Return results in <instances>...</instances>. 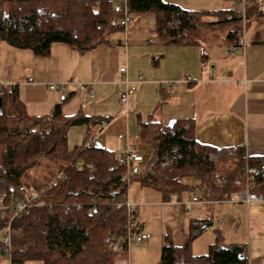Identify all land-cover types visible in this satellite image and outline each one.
Instances as JSON below:
<instances>
[{"label":"trees","instance_id":"16d2710c","mask_svg":"<svg viewBox=\"0 0 264 264\" xmlns=\"http://www.w3.org/2000/svg\"><path fill=\"white\" fill-rule=\"evenodd\" d=\"M126 4L131 17L155 12L158 38L169 45L198 43L208 27L238 24L253 13L231 8L195 11L165 0H127ZM211 15L218 19H205ZM124 16V7L113 0H0V43L31 49L37 56H48L55 42L85 53L123 31L120 20ZM237 24L228 32L236 44L243 37V28ZM0 97V205L26 201L30 192L39 195L19 216L13 217L12 207L0 210L2 262L7 250L2 237L10 225L11 264L31 260L43 264H112L128 247L122 242L118 249H112L113 241L125 237L129 217L135 220L133 207L129 213L124 204L133 181L159 192L165 201L188 190L190 177L195 180L194 187L209 199L231 198L249 183L253 191L264 194V155L249 156L244 146L200 144L192 120L144 123L141 140L150 145L152 155L137 169L133 167L129 181H125L122 173L127 167L119 163L114 151L99 146L98 141L87 145L88 137L80 145L68 144L71 126L102 123L101 119L82 112L66 116L62 103L48 115L31 116L18 87H3ZM41 167V176L32 174ZM60 172L65 177L51 185ZM202 225L201 220L191 223L189 239L183 245H176L170 234L165 235L157 264H247L246 246L225 243L221 236L207 253L193 254L191 242Z\"/></svg>","mask_w":264,"mask_h":264},{"label":"crops","instance_id":"0c3cea01","mask_svg":"<svg viewBox=\"0 0 264 264\" xmlns=\"http://www.w3.org/2000/svg\"><path fill=\"white\" fill-rule=\"evenodd\" d=\"M165 1L195 11H219L234 5L238 11L252 10V16L236 23L243 28L245 43L232 53L236 43L228 32L236 24L231 23L208 27L198 43L165 44L157 35V14L148 12L133 16L109 42L85 53L55 42L48 56H37L31 49L1 42L0 83L17 84L31 116L48 115L62 103L66 116L82 112L103 121L71 126V147L88 137V142L95 139L118 157L129 150H141L146 159L152 148L141 140L144 123L188 119L194 123V136L200 144L244 146L249 156L264 155V14L258 11L264 12V0ZM113 2L122 6L123 0ZM123 67L126 71H121ZM139 76L143 81L137 83L127 107H122L120 97L126 81L135 82ZM60 83L66 84L65 91L50 87ZM142 162L133 163L132 168ZM188 184V190L165 201L159 192L137 181L130 183L127 197L135 221L139 230L151 237L131 243L112 264H157L165 235L170 234L176 245L185 244L194 220L212 222L211 226L217 222L222 228L208 232V226L200 231L191 242L193 254L207 253L221 236L225 243L246 246L247 264H264V202L234 201L236 193L228 199H209L194 187L193 178H188ZM194 195L202 202H192ZM228 232L232 236L226 241Z\"/></svg>","mask_w":264,"mask_h":264},{"label":"built area","instance_id":"2783aa9c","mask_svg":"<svg viewBox=\"0 0 264 264\" xmlns=\"http://www.w3.org/2000/svg\"><path fill=\"white\" fill-rule=\"evenodd\" d=\"M127 0H123L122 2V7H124L125 10V16L120 20L121 25L123 26H128V24L131 22L132 17L127 13ZM234 11H238L237 5H234L230 7ZM245 43L244 37H242L239 41L238 44H236L233 47L232 53H236L237 50L239 49V46L243 45ZM121 71H126V68L123 67L121 68ZM143 81L142 76H139L138 80L135 82H127L126 89L122 92L120 100H121V105L122 107H127L129 96L136 90L137 88V83H140ZM30 82L36 83L35 80L30 79ZM9 86L11 88L17 87L16 83H0V94H2V88ZM50 87L52 89H59L61 91H65L66 89V84L65 83H60V84H51ZM84 86H82L83 88ZM90 95H91V100H93V91L90 90ZM96 140L93 139L87 143V145H95ZM145 158V152L141 150H129L125 154L121 155L118 157V161L120 164L124 165L127 167V170L122 173V180L129 181L131 171H132V164L136 162H142ZM254 172V171H252ZM65 177V174L63 172H60L59 174L56 175V177L51 181V185L55 186L57 183ZM251 179H253L251 177ZM39 195L36 193L30 192L29 199L26 201H17L13 206H7L5 204L0 205V210H5L6 208L12 207L13 209V217L19 216L22 213L26 212L29 210L32 206V201L36 198H38ZM192 202H202L197 195H194L192 197ZM234 201H243V202H264V194L258 191H253L252 190V183L248 185L247 188L244 190L237 192L234 197ZM124 204L127 206L129 213L132 211L133 204L130 202V200L127 197V194L125 196V201ZM11 234L12 230L10 225L7 228V232L3 235L2 237V242L7 246L6 253L3 257L4 262L7 264H11V256H10V250L12 249L11 246ZM151 235L147 232H142L139 230V226L136 223L135 220L132 219V217H129V222H128V229L126 232L125 237H117L113 241L111 248L112 249H118L121 245L122 242H126L127 245L129 246L133 242H143L147 239H149Z\"/></svg>","mask_w":264,"mask_h":264},{"label":"rangeland","instance_id":"374dc122","mask_svg":"<svg viewBox=\"0 0 264 264\" xmlns=\"http://www.w3.org/2000/svg\"><path fill=\"white\" fill-rule=\"evenodd\" d=\"M228 23H224L223 25L224 26H222V27H228L229 25H227ZM221 27V28H222ZM149 155L151 156L152 155V151L149 153ZM149 156V157H150ZM45 166H46V164H44ZM44 169L41 167V168H38V169H33L32 170V174L33 175H35V176H41V172L43 171ZM222 225H220V224H218L217 222H215V224L213 225V226H210V227H208L207 229H208V232H214V231H216L219 227L220 228H222L221 227ZM225 232H227V231H225ZM225 235V234H224ZM231 236H232V233H229L228 232V234L226 235V241H229V240H231ZM1 263L0 264H5L4 262H2V261H0Z\"/></svg>","mask_w":264,"mask_h":264},{"label":"water","instance_id":"95a60500","mask_svg":"<svg viewBox=\"0 0 264 264\" xmlns=\"http://www.w3.org/2000/svg\"><path fill=\"white\" fill-rule=\"evenodd\" d=\"M0 114H2V98L1 97H0ZM174 121L175 120H171L170 124H172ZM98 145L101 146L100 143H98ZM211 225H212V222L203 224L200 231H203L206 227L211 226ZM109 239H110V237L108 238V240ZM2 253H3V251H2Z\"/></svg>","mask_w":264,"mask_h":264}]
</instances>
